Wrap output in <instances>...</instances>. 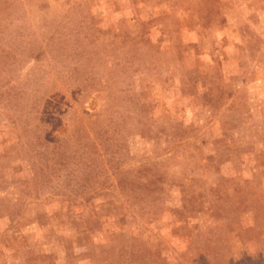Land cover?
Returning a JSON list of instances; mask_svg holds the SVG:
<instances>
[{"label": "rangeland", "instance_id": "obj_1", "mask_svg": "<svg viewBox=\"0 0 264 264\" xmlns=\"http://www.w3.org/2000/svg\"><path fill=\"white\" fill-rule=\"evenodd\" d=\"M0 264H264V0H0Z\"/></svg>", "mask_w": 264, "mask_h": 264}]
</instances>
